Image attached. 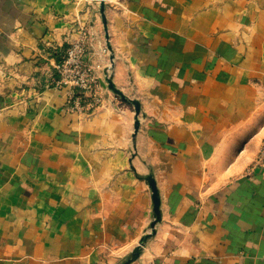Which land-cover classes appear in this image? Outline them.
<instances>
[{
    "label": "crops",
    "instance_id": "1",
    "mask_svg": "<svg viewBox=\"0 0 264 264\" xmlns=\"http://www.w3.org/2000/svg\"><path fill=\"white\" fill-rule=\"evenodd\" d=\"M0 0V264H264V0ZM85 32L103 97L67 110ZM110 45V50L107 48ZM114 85L134 111L103 89Z\"/></svg>",
    "mask_w": 264,
    "mask_h": 264
},
{
    "label": "built area",
    "instance_id": "2",
    "mask_svg": "<svg viewBox=\"0 0 264 264\" xmlns=\"http://www.w3.org/2000/svg\"><path fill=\"white\" fill-rule=\"evenodd\" d=\"M85 32L82 29L79 38L73 40L62 52L59 62L55 65L58 74L56 85L68 89L67 110L87 112L97 106L91 102L88 94L96 87L92 67L89 64V51L84 47ZM264 155V143L261 156Z\"/></svg>",
    "mask_w": 264,
    "mask_h": 264
},
{
    "label": "water",
    "instance_id": "3",
    "mask_svg": "<svg viewBox=\"0 0 264 264\" xmlns=\"http://www.w3.org/2000/svg\"><path fill=\"white\" fill-rule=\"evenodd\" d=\"M99 14H100V18H101V22L103 25V29L105 32V38L107 39V27H106V18H105V14H104V0H99ZM107 48L110 50V45L107 44ZM106 83H107V88L114 94H116L122 101H124L127 104L132 105L133 107V111H134V123H133V136L136 134L137 130H138V126H139V119H138V115L140 112V104L137 100L135 99H131L129 97H127L126 95H124L112 82L111 77H106L105 79ZM145 180L147 182V185L151 191V199H152V212H153V219L150 222V231L148 233H146L145 235H143L139 241H138V245L136 247H134L131 251V256L130 258H128L126 261H124L123 264H129L130 262L134 261L135 259L138 258L139 254H140V249L141 247L144 245V242L146 241V239H148L149 237H151L154 233H155V227L156 225L159 223L160 221V210H159V205H160V201H159V195H158V190L156 188V184L155 181L152 177L151 174H147L145 177Z\"/></svg>",
    "mask_w": 264,
    "mask_h": 264
},
{
    "label": "rangeland",
    "instance_id": "4",
    "mask_svg": "<svg viewBox=\"0 0 264 264\" xmlns=\"http://www.w3.org/2000/svg\"><path fill=\"white\" fill-rule=\"evenodd\" d=\"M96 2H98L99 3V0H95ZM92 70V75L94 76V84L96 85V87L92 90V92H90V94H88L89 96V100L91 101V102H94V101H100V100H102L101 98L103 97V95H101L102 94V92L100 91V82H99V80H98V77L96 76V74H95V72H94V70L93 69H91ZM109 67L106 69V77H110V74H109ZM106 77H105V79H106ZM105 79L103 80V79H101V83H102V85H103V89L105 90V92H107V93H109V94H111L118 102H120L121 104H123V105H128V106H130V107H132V105H130V104H127V103H125L124 101H122L116 94H114V93H112L108 88H107V83H106V81H105ZM133 108V107H132ZM92 111V109L89 111V113ZM263 143H264V138L261 140V142H260V145H259V148H258V150H257V156H261V147H262V145H263ZM150 231V227H149V229H148V232ZM147 232V233H148ZM137 245H138V243H137ZM136 245V246H137ZM135 246V247H136ZM130 256H131V252L128 254V255H126L122 260H120V262H119V264H123L124 263V261H126L128 258H130Z\"/></svg>",
    "mask_w": 264,
    "mask_h": 264
},
{
    "label": "trees",
    "instance_id": "5",
    "mask_svg": "<svg viewBox=\"0 0 264 264\" xmlns=\"http://www.w3.org/2000/svg\"><path fill=\"white\" fill-rule=\"evenodd\" d=\"M60 60V59H59Z\"/></svg>",
    "mask_w": 264,
    "mask_h": 264
}]
</instances>
